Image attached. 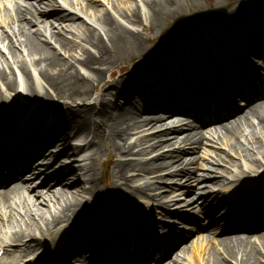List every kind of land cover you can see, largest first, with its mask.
Here are the masks:
<instances>
[{
	"label": "bare ground",
	"instance_id": "1",
	"mask_svg": "<svg viewBox=\"0 0 264 264\" xmlns=\"http://www.w3.org/2000/svg\"><path fill=\"white\" fill-rule=\"evenodd\" d=\"M2 1L0 28L6 24L9 31L0 33L5 54H0V264H72L94 249L96 264H147L157 229L184 220L179 209L169 208L185 204L186 211L204 210L210 197L198 193L200 183L221 187L227 175L233 180L229 188L213 196L229 206L234 197L254 205L239 210L238 226L212 219L216 234L231 236L217 239L215 247L206 236L192 255L201 264H264V100L259 105L242 101L245 109L234 112L225 131H205L184 118L201 107L203 120L219 119L220 110L207 107L213 88L225 89L231 103L254 92L249 78L264 75L260 0H227L230 23L182 37L176 59L164 66L144 65L156 52L157 34L206 10L212 0L89 1L108 3L111 10L61 0L69 9L60 6L59 13L45 11L56 8V0ZM49 18L69 22L64 26L78 33L76 40L56 37ZM206 145L227 147L240 164L229 162L232 168L225 166L220 176L199 174L205 168L196 160L176 169L184 165V156ZM77 151L83 160L74 159ZM149 154L156 155L143 158ZM134 156L141 158H125ZM140 179L147 182L134 186ZM183 192L185 198H171ZM141 195L160 210L141 203ZM92 214H101L99 226L73 227L80 215ZM120 241L137 247L118 257L114 249ZM178 242L165 249L167 258ZM189 251L169 264H182Z\"/></svg>",
	"mask_w": 264,
	"mask_h": 264
},
{
	"label": "rangeland",
	"instance_id": "2",
	"mask_svg": "<svg viewBox=\"0 0 264 264\" xmlns=\"http://www.w3.org/2000/svg\"><path fill=\"white\" fill-rule=\"evenodd\" d=\"M4 1H2V3ZM56 1L58 2V4L55 5L56 8H50L51 6L50 7H46L45 11H49V12L50 11H54V13H59V12L63 11V10H61L60 6H65V7H67V9H69L68 5L64 4L63 1H61V0H56ZM82 1H83V4H86V5L89 6L88 7L89 9H94V10H105V9H107V10H111V6H109L108 3H107V6L105 7L103 5L101 6V3H98V2H95V1L93 3L89 2L90 0H81V2ZM221 2L225 3L223 5H227L226 4L227 0H212V1L208 2V6L206 5L207 3L205 4L207 8H205L206 10H203L201 12L213 10L214 9L213 7H215L216 5H219V3H221ZM259 2H260L259 5H258L259 7L264 5V0H260ZM119 3L124 4V5H128V3L138 4L139 2H138V0H120ZM251 8H254V4L251 5ZM219 9H223V10L226 11L227 18L223 22L224 23H230L232 17L230 15L228 5L227 6H220ZM201 12H198V13H201ZM49 20L52 21L53 19L49 18ZM78 20L79 21H77V23L82 21V19H78ZM177 21H178V19L176 20V22ZM175 23L171 25V27L167 30V32L175 25ZM65 24L67 25V24H69V22L63 23V22L52 21V26L49 27V29L51 28L50 29L51 32H53V34L56 37H60V38L62 37V38H66L68 40H76V37H77L78 33L76 32L77 34H75V33L71 32L70 28L64 26ZM216 24H218V23H216ZM231 24H234V23L231 22ZM5 26H6V24H2L1 25L0 33L2 32V33H4V35H7L8 34L7 31H9V29L6 28ZM86 26L88 27L89 25L86 24ZM77 31H80V29H77ZM166 33L163 32V33H158L157 34V37H159V39H157V41H156V43L154 45L156 52L152 56L151 59H147V60L144 61V65L145 66L151 65L152 63H157V62L160 63L159 65L164 66L165 64L167 65V64L172 63V61L176 59L177 55L174 52V50L176 51V48H177L176 47L177 39L175 40V43L173 44L172 47L164 48V49L160 48V44L162 42V38H163V36H165ZM197 33H199V32H197ZM4 45L7 47V42ZM49 47L52 48L53 45H49ZM171 49H173L174 53H172ZM5 52H6V50H5ZM0 54L2 56L5 55L1 51H0ZM6 54L8 55V51L6 52ZM26 54L27 53H25V55ZM146 54H148L147 51H146ZM61 56H63V55H61ZM24 57H26V56H24ZM14 69H15V72H16V78L18 80V84H20V86H23L22 80L20 78V74L17 72L16 68H14ZM81 71H82V73H85V71H83V70H81ZM32 72H33V69H32ZM32 74L34 75V73H32ZM110 92L114 95L113 90H110ZM110 98H113V97H110ZM116 99L117 98H113V101H115ZM255 104L258 105V103H255ZM143 115H145V113ZM90 140H91V138H90ZM182 147H188V146L182 145ZM49 148L50 147H48V149ZM200 150L202 152H199ZM200 150L197 151V152H190L188 155L184 156L185 159H186L184 165L181 166V167H177L176 169H182L188 163L190 164V162H192L193 160H196L197 161L196 166H198V167L204 166V168H205L202 171L200 169L199 174L203 175V174H207L208 173L210 175L214 174V175L220 176L219 173L224 171L226 167L232 168L231 165H230L231 163H229V162H239L238 159H234L233 157H231L229 155V153H228L229 149L227 147L223 146V145H221V146L217 145L215 147H211L209 145H206V146L201 147ZM81 154H82V152L77 151L74 154V156H73L74 159H77L78 161L79 160H83L84 156H82ZM155 155L156 154H149V155H147L146 157H143V158L144 159H151ZM125 158L126 159H129V158L130 159H132V158L138 159V158H141V157H135L134 156V157H128V158L125 157ZM216 160H220L221 161V165H216ZM78 164L84 165L83 162H79ZM238 164H240V162ZM187 167H190V168L192 167L193 168V166H187ZM209 168L212 169V171L214 173H212V171H207V169H209ZM216 169H219V170H216ZM233 170H235V174H237V173L239 174L242 171V169H238V168L237 169H233ZM215 171H217V172H215ZM230 177L231 176L227 175V178L229 180L226 182V184L224 186H221V187H217V186L215 187L214 185H211V184H209V186H204L206 184L204 181L200 183L199 187L201 189H200V191L198 193H203V194L209 196L210 199H211V202L209 204H207V206L204 207V210L202 211V213H200L199 211H194V212L193 211H186L185 204L180 206V207L179 206H172L171 208H169V209H174L175 208L174 210H178L179 209L178 210V211H180L179 215H183L184 214V221H176V223L178 224V225H176L177 226L176 228L170 227L173 231H178L179 232L177 234V236H176V237L179 238V240H181V239L184 240L182 245H181L180 250L177 251L176 254H179V252L182 251L185 248L191 249L189 258L184 260L182 264H201L197 260V258L192 255V250H193L194 246H199L203 242L204 237L211 235V232L213 231V229H211V228L209 229L208 226H209L210 221H211V219L213 217H210L209 214L215 213L214 215H217L220 212L219 209H218L219 206H221L223 204V202H221L219 199H216V197H213L212 195L214 193L218 192V191L219 192H226L227 189L229 188V183L233 181V180L230 179ZM145 182H147V180H141L140 179V180L136 181V183H134L133 185L134 186H139V185L144 184ZM208 183H211V182H208ZM160 192H162V190H160ZM156 193H157V191H152V192L146 191V194H150V195H155ZM159 193H157V194H159ZM141 197H142L141 203L143 202L145 204H148V206H152V207L155 206V210H157V211L160 210L159 206H157V203L155 201H153L151 199V197H146V196H142V195H141ZM171 198L175 199V200H180L181 198H185L184 192L180 193V194H174V195L171 196ZM169 199H165L164 201H167ZM178 202L181 204L180 201H178ZM206 213L208 214V216L205 215ZM93 215L94 214H92V216ZM158 215H159V213H158ZM88 216H86V217H88ZM92 216L90 215V217H92ZM79 217H83V216L80 215ZM220 218L221 217L217 218L216 220H220ZM208 219H210V220H208ZM164 221H169V220H164ZM212 234H214V233H212ZM227 236H230V235H212V236H210V240L212 241L211 247H215L217 239H220V238H223V237H227ZM186 245H188V246H186ZM190 256L192 257L191 259H190ZM202 257L205 258V255L203 254ZM169 263H170V261L167 264H169Z\"/></svg>",
	"mask_w": 264,
	"mask_h": 264
},
{
	"label": "water",
	"instance_id": "3",
	"mask_svg": "<svg viewBox=\"0 0 264 264\" xmlns=\"http://www.w3.org/2000/svg\"><path fill=\"white\" fill-rule=\"evenodd\" d=\"M227 18L226 11L214 9L179 19L163 36L160 48H170L182 34H190L211 23H218Z\"/></svg>",
	"mask_w": 264,
	"mask_h": 264
}]
</instances>
